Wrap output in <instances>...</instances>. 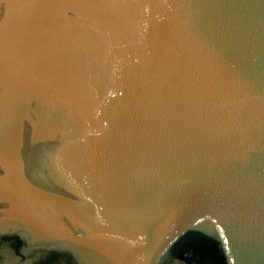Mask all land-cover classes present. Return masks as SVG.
Masks as SVG:
<instances>
[{
  "label": "water",
  "instance_id": "1",
  "mask_svg": "<svg viewBox=\"0 0 264 264\" xmlns=\"http://www.w3.org/2000/svg\"><path fill=\"white\" fill-rule=\"evenodd\" d=\"M0 264H264V0H0Z\"/></svg>",
  "mask_w": 264,
  "mask_h": 264
}]
</instances>
